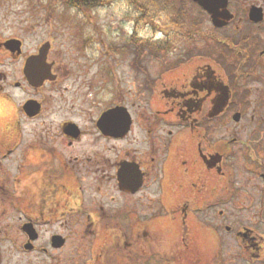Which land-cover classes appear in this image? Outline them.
I'll return each mask as SVG.
<instances>
[{
  "label": "flooded vegetation",
  "instance_id": "af4514ba",
  "mask_svg": "<svg viewBox=\"0 0 264 264\" xmlns=\"http://www.w3.org/2000/svg\"><path fill=\"white\" fill-rule=\"evenodd\" d=\"M128 2L140 8L136 0ZM190 3L204 26L182 59L152 74L141 58L127 63L121 47L113 62L107 60L102 87L79 82L75 97H94L103 86L107 94L90 122L95 137L86 154L63 153L85 135L70 121L58 125L53 142L22 145L14 168L30 179L21 199L15 194L21 181L11 178L16 145L0 138V264H200L196 240L202 238L211 250L201 264H223L222 238H234V263L264 264V0H226L214 14ZM6 50L22 54V47L19 55ZM30 56L21 74L36 98L14 111L35 119L52 92L46 87H55L66 72L48 57L54 80L34 88L23 75ZM115 64L120 79H113L119 87L112 89ZM32 101L36 113H26L24 104ZM105 113L102 132L98 122ZM79 161L90 163L86 173L102 170L101 180L120 198V209L108 210L101 227L94 210L84 213L92 238L63 233L80 226L78 172L64 174Z\"/></svg>",
  "mask_w": 264,
  "mask_h": 264
},
{
  "label": "rangeland",
  "instance_id": "374dc122",
  "mask_svg": "<svg viewBox=\"0 0 264 264\" xmlns=\"http://www.w3.org/2000/svg\"><path fill=\"white\" fill-rule=\"evenodd\" d=\"M136 5L140 8L136 9L128 0H114L88 10L73 8L62 0H0V138H12V144L16 145L10 157L15 159L12 163L11 178L21 181L17 186L20 187L18 192H15L19 199L25 195L23 193L26 181L30 179H25L26 174H19L14 168L24 150L22 145H31L34 144L33 140L41 139L51 143L58 125L70 121L76 123L85 135L80 145L75 149H64L63 153L86 154V150L91 146L95 131L90 122L103 109L107 94L103 86V90H97L94 97H84L81 92H77L75 97V91H79V82L81 83L82 79L92 82L94 88L102 87V82L106 79L102 71L108 66L107 60L111 59L113 62L121 47L125 49L127 63L129 59L141 58L143 66L147 67L150 73L160 71L170 64V61L183 58L184 50L196 41L191 36L200 25L204 26V23H199L200 20L196 17L197 9L190 0H136ZM180 10H183V13L184 10L189 11L190 17H183L182 12L178 13ZM12 39L22 43V54L19 57L11 55L3 47L5 42ZM149 41L163 42L164 52L154 54L151 52L153 48H141L143 42ZM47 42L50 44L49 60L57 62L66 75L59 79L55 87H46V91L52 92L44 102L42 115L28 119L20 111H14L20 110L26 99L36 98L33 92L23 85L21 68L24 59L36 53L37 49ZM108 44L111 52L106 48ZM105 51L110 53L109 58L105 57ZM82 69L86 72H82ZM110 70V87L114 89L115 84L119 87L118 81L113 79H120L121 66L115 64V69ZM64 71L61 74L65 73ZM15 83H19V87H15ZM92 100L97 106L88 105L87 102ZM6 127L10 129L7 134L4 132ZM88 165L90 163L72 162L64 169V174L72 170L78 172L79 187L83 189L79 191L78 199L79 209L83 214H79L80 226L69 225L63 232L70 235V238H92L89 228L82 224L85 212L94 210L97 223L101 227L105 224L104 218L108 210L115 211L121 207L117 193L101 180L102 170L93 175L91 168L86 173ZM64 182L69 184L68 179ZM96 186L99 187L98 190ZM13 214L15 218L18 215L14 211ZM4 226L5 223H1L0 229ZM204 241V238L200 242L196 240L200 245L201 260L195 261H200V264L204 258L206 261L210 259L208 252L211 250V244L210 247L207 246L208 249ZM221 244L223 264H238L234 263V238H222ZM173 245L175 242L171 243V246Z\"/></svg>",
  "mask_w": 264,
  "mask_h": 264
},
{
  "label": "water",
  "instance_id": "95a60500",
  "mask_svg": "<svg viewBox=\"0 0 264 264\" xmlns=\"http://www.w3.org/2000/svg\"><path fill=\"white\" fill-rule=\"evenodd\" d=\"M200 6H202L208 13L214 14V12L218 8L225 9L226 7V0H194ZM225 18V16H224ZM213 21H217L215 17H212ZM216 25L215 22H213ZM6 49H8L12 53H16L19 55L21 53V42L18 40H9L5 43ZM50 51V44L44 43L38 48L37 54L28 57L25 60L24 68H23V75L28 81V83L34 87H40L43 85L45 81H52L54 80V76L51 74V65L48 64L46 61L48 59V54ZM37 107L34 106L32 102H26L24 104V109L29 113L30 111H34ZM32 116V114H30ZM108 113H105L101 116L98 127L99 129L104 132L105 131V122L107 121Z\"/></svg>",
  "mask_w": 264,
  "mask_h": 264
},
{
  "label": "trees",
  "instance_id": "16d2710c",
  "mask_svg": "<svg viewBox=\"0 0 264 264\" xmlns=\"http://www.w3.org/2000/svg\"><path fill=\"white\" fill-rule=\"evenodd\" d=\"M66 5H69L73 8H78V9H82V8H86L88 10H91L93 8H97L103 5H106L107 3H109L111 0H62ZM142 43L141 40H138ZM144 45L141 46V48H153V50L151 52H153L154 54H161L162 52H164V43L157 41V42H143Z\"/></svg>",
  "mask_w": 264,
  "mask_h": 264
}]
</instances>
